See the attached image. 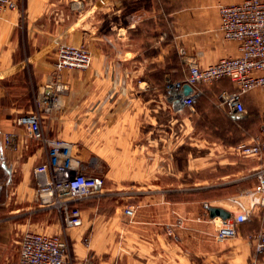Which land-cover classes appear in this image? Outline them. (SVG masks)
Wrapping results in <instances>:
<instances>
[{"label":"crops","instance_id":"crops-1","mask_svg":"<svg viewBox=\"0 0 264 264\" xmlns=\"http://www.w3.org/2000/svg\"><path fill=\"white\" fill-rule=\"evenodd\" d=\"M240 1L21 0L23 19L19 12H7L0 19V32L10 38L0 56V247L16 232L62 231L56 212L40 208L35 197L34 168L47 161V154L17 123L42 98L45 132L73 143V156L88 173L94 172L92 162L85 163L80 156L104 161L119 155L118 148L112 150L116 145L125 148L123 155L144 152L153 160L149 181L137 185L150 191L135 205L133 222L120 200L98 197L81 203L82 224L68 229L76 262L88 254L98 264H244L252 257V237L264 228L257 220L261 214L254 216V210L255 218L241 224L235 238L217 241L215 223L203 201L186 193L187 197L175 198L166 191L174 186V172L188 170L174 169L167 164L171 157L157 148L158 140L164 141L165 149L166 142H172L174 122L187 126L196 112L195 106L175 108L167 98L168 82L189 74L184 55L207 66L238 54L237 43L225 40L219 30L218 7ZM21 24L25 43L16 32ZM62 41L88 48L90 68L55 76ZM220 84L224 87L220 93L236 91L230 80ZM52 95L58 100L48 108L44 98ZM243 98L264 109V90ZM186 113L189 117L183 118ZM177 115L181 118L173 120ZM144 123L152 126L150 132L142 133ZM204 180L201 188L209 184ZM246 187L237 198L251 207L261 196L254 187L244 195ZM226 210L231 216L240 213L234 203ZM179 220L184 226L169 233L167 226Z\"/></svg>","mask_w":264,"mask_h":264},{"label":"built area","instance_id":"built-area-1","mask_svg":"<svg viewBox=\"0 0 264 264\" xmlns=\"http://www.w3.org/2000/svg\"><path fill=\"white\" fill-rule=\"evenodd\" d=\"M19 0H0V16L8 11H16ZM219 30L227 41L236 42L238 54L221 58L218 62L202 66L197 61L185 57L189 74L185 79L171 80L167 84L168 100L175 108L193 110L195 100L200 96V84H213L229 79L237 87L236 92L223 91L220 94L221 105H228L229 116L246 115L243 96L257 89L264 90V0H242L238 3L220 5ZM57 60L54 65L55 76L64 70H86L92 64V56L85 46L59 44ZM184 53V52H183ZM187 87L189 92L184 94ZM48 108L58 100L57 95L44 98ZM180 101V106L174 104ZM43 99L38 98L37 107L31 113L18 118V125L26 130L28 138L44 148L47 161L34 168L37 182L35 197L44 210L57 213L62 224L61 233L48 234L25 231L22 235L19 264H74L75 257L70 249L67 233L70 228L78 227L83 221L81 203L97 196L104 188V177L89 174L81 162L73 156V143L50 137L43 126ZM12 134L7 136L10 143ZM243 155L261 156L264 154V125L254 145L241 146ZM254 192L259 193L260 201L247 207L239 198L230 201L238 205L240 213L227 220L213 218L216 227V239L225 242L238 235L241 224L247 222L256 206H264V168L257 172ZM210 203H205L207 211ZM137 206L124 209V213L133 222ZM183 227V220L167 226L173 233L174 227ZM254 249L252 257L244 264H264V228L252 237ZM84 264H93L86 260Z\"/></svg>","mask_w":264,"mask_h":264},{"label":"rangeland","instance_id":"rangeland-1","mask_svg":"<svg viewBox=\"0 0 264 264\" xmlns=\"http://www.w3.org/2000/svg\"><path fill=\"white\" fill-rule=\"evenodd\" d=\"M20 2L21 0H19L18 10L8 12H19L20 17L23 19L24 12ZM5 14H2L0 19L5 17ZM17 29L16 32L20 33L21 42L25 43L26 39L23 37V32L26 29L23 28L22 24ZM17 37L18 34L16 33L14 38L17 39ZM9 39L2 30L0 32V56L4 55L2 51L5 50V45H7ZM62 43L75 45L65 41L60 44ZM17 55L20 57V52ZM29 70L30 66L27 67V71ZM33 82L32 80V86ZM220 83L214 82L213 84L201 85L202 93L196 102V112L192 116L191 122L187 121V126H180V122H174L172 125L174 134L172 142L168 140L165 149L164 141L158 140L157 148H160L162 152H166L167 156L171 157L170 160L167 159V164L171 162L174 169L179 171L181 169L188 170L185 173L174 172V186L169 188L170 190H166L173 192L169 195L180 198L181 196L187 197V194L189 198L203 201V204L208 202L216 207L229 209L233 205L230 199L238 197L237 195L242 193L241 188L243 186H247L242 190L244 195L247 196L251 193V189L255 187L254 185L257 182L256 172L264 168V154L254 156L241 153V146L254 145V140L259 136L264 125V109L245 103L246 115L243 118L232 120L221 105L219 96L223 85ZM181 116L188 118L189 114L186 113ZM181 116H173V120L180 119ZM151 127L149 124L144 123L142 133L150 132ZM60 139L69 141L66 137ZM145 143L152 144L149 141ZM116 148L121 151L119 155H111L104 158V161L99 158L92 159L84 156H80V159L85 163L92 162L90 170L94 172L89 174L101 175L107 181L104 190L90 199L97 200L99 197L111 201L120 200V203L125 205V209L137 205L140 198L148 196L150 190L148 188L139 189L137 185L140 186L141 183L149 181L151 170L149 165L153 160L144 152H141V155L139 153L136 155H123L125 148L116 145L112 150ZM81 152L84 151L81 150ZM220 177L221 180L218 181ZM244 177L246 178L245 181H237V179ZM204 179H208L206 181L209 184L205 185V188H201L203 185H200L202 184L200 181L205 182ZM181 182L184 184L183 186H180ZM117 184L121 185L120 188L116 187ZM164 191L162 190V192ZM254 210H256L254 216L261 214L257 217V220L260 221L262 226L264 224V206H256ZM254 216L253 218H255ZM64 233L68 235L69 231ZM22 235L23 232H16L13 236L10 235V237L5 238V244L0 247V264H19ZM68 239L73 255V246L69 235ZM79 260L75 261L74 264H84L86 260L98 264L91 254H88L86 259ZM203 263L207 264V262ZM222 264L228 263L225 261Z\"/></svg>","mask_w":264,"mask_h":264},{"label":"water","instance_id":"water-1","mask_svg":"<svg viewBox=\"0 0 264 264\" xmlns=\"http://www.w3.org/2000/svg\"><path fill=\"white\" fill-rule=\"evenodd\" d=\"M184 94H188L189 90L187 87H185L183 89ZM174 104L180 106V101L176 100L174 102ZM222 108L225 112L229 113L230 112V108L228 105H222ZM231 117L235 120L240 119L239 115H234L232 114ZM209 212H210V216L212 218H221L223 220H227L231 217V213L229 211H227L226 209L222 208V207H216V206H211L209 208Z\"/></svg>","mask_w":264,"mask_h":264},{"label":"trees","instance_id":"trees-1","mask_svg":"<svg viewBox=\"0 0 264 264\" xmlns=\"http://www.w3.org/2000/svg\"><path fill=\"white\" fill-rule=\"evenodd\" d=\"M175 80H176V79H175ZM223 80H226V79H222V80H220V81H218V82H221V81H223ZM227 80H229V79H227ZM230 81H231V80H230ZM201 85H202V84H200L199 88L201 87ZM233 85H234V84H233ZM234 86H235V85H234ZM235 89H236V91H237V87H236V86H235ZM200 91H201V93H202V90H201V89H200ZM236 91H234V92H236ZM222 92H223V91H222ZM222 92H221V93H222ZM228 92H230V91H228ZM221 93H220V94H221ZM248 94H249V93H248ZM200 96H201V94H200ZM200 96H199V97H200ZM199 97H198V98H199ZM243 97H244V96H243ZM198 98L195 100V102H194V106L196 105V102H197ZM243 102H244V98H243ZM244 104H245V102H244ZM260 230H261V229H260ZM260 230H259V231H260ZM256 233H257V232H256Z\"/></svg>","mask_w":264,"mask_h":264}]
</instances>
